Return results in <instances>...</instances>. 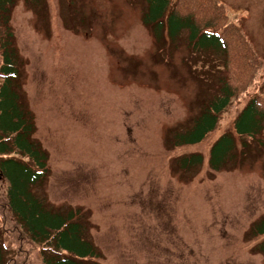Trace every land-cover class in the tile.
I'll return each mask as SVG.
<instances>
[{
	"label": "rangeland",
	"instance_id": "obj_1",
	"mask_svg": "<svg viewBox=\"0 0 264 264\" xmlns=\"http://www.w3.org/2000/svg\"><path fill=\"white\" fill-rule=\"evenodd\" d=\"M221 2L263 59L264 78V0ZM144 8V0L14 7L21 83L48 154L42 195L81 208L100 264H264L254 250L264 237L249 231L264 214V148L252 144L230 171L208 168L210 146L260 88L250 86L204 141L172 147L173 132L188 129L210 95L200 77L217 81L218 70L184 39L160 51ZM196 152L203 164L181 171L176 159Z\"/></svg>",
	"mask_w": 264,
	"mask_h": 264
},
{
	"label": "trees",
	"instance_id": "obj_2",
	"mask_svg": "<svg viewBox=\"0 0 264 264\" xmlns=\"http://www.w3.org/2000/svg\"><path fill=\"white\" fill-rule=\"evenodd\" d=\"M43 1L0 0V264H25L31 253L38 255L39 264H100L101 252L89 237L81 208L52 206L40 190L49 174L48 154L34 138V115L21 83L23 63L12 12L19 2L34 8ZM144 2L141 22L160 51L184 39L191 55L205 57L202 63L210 58L218 70L217 81H211L210 75L200 77L210 95L190 127L173 132L172 147L204 141L217 129L219 116L235 110L250 86H259L260 93L246 102L231 129L209 148L211 172L236 168L254 148L252 144L264 148L263 59L246 31L229 21L221 0ZM203 161L200 153L176 159L185 172L198 169ZM249 231L264 237V214ZM254 250L264 254V239Z\"/></svg>",
	"mask_w": 264,
	"mask_h": 264
}]
</instances>
